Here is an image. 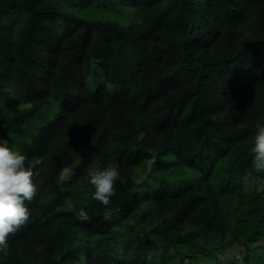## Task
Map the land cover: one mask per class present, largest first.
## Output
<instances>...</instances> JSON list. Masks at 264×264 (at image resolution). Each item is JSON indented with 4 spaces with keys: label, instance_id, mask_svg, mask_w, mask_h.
Here are the masks:
<instances>
[{
    "label": "trees",
    "instance_id": "1",
    "mask_svg": "<svg viewBox=\"0 0 264 264\" xmlns=\"http://www.w3.org/2000/svg\"><path fill=\"white\" fill-rule=\"evenodd\" d=\"M257 123L264 0H0V137L43 157L0 264H264Z\"/></svg>",
    "mask_w": 264,
    "mask_h": 264
},
{
    "label": "clouds",
    "instance_id": "2",
    "mask_svg": "<svg viewBox=\"0 0 264 264\" xmlns=\"http://www.w3.org/2000/svg\"><path fill=\"white\" fill-rule=\"evenodd\" d=\"M252 161L256 172L264 171V126L256 124ZM43 163V157H28L0 137V253L8 255L9 237L14 236L28 224L30 204L40 193L35 177L39 172L34 169ZM118 164H108L103 170L89 169L87 176L94 187L92 199L107 207L116 195V182L120 178ZM50 198V197H49ZM27 202V203H26ZM81 220H87L88 214L83 209L79 213ZM42 249L37 248L40 252ZM78 264H88L84 253L78 254Z\"/></svg>",
    "mask_w": 264,
    "mask_h": 264
},
{
    "label": "rangeland",
    "instance_id": "3",
    "mask_svg": "<svg viewBox=\"0 0 264 264\" xmlns=\"http://www.w3.org/2000/svg\"><path fill=\"white\" fill-rule=\"evenodd\" d=\"M39 124H40V121H39V117L38 116L33 118V120L30 122V125L32 127H38ZM72 175H73V172L69 168V169H66L63 172L61 178L63 180H65V179L70 178ZM245 187H246L247 191H249V192H257V193H263L264 192V184L261 183V182H257V183H255V182H246V186ZM48 197H49V194H48L47 190L45 189L44 190V198L47 199ZM163 264H176V262H174V260H172V259H169V262H166V260H165L163 262ZM184 264H187V263H184Z\"/></svg>",
    "mask_w": 264,
    "mask_h": 264
}]
</instances>
